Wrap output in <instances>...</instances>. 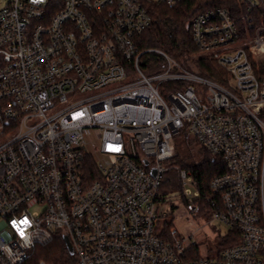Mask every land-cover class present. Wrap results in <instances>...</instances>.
<instances>
[{
	"label": "built area",
	"instance_id": "built-area-1",
	"mask_svg": "<svg viewBox=\"0 0 264 264\" xmlns=\"http://www.w3.org/2000/svg\"><path fill=\"white\" fill-rule=\"evenodd\" d=\"M181 1L10 0L0 9V264H50L34 252L57 236L69 238L74 264H264V77L251 61L264 56V23L247 15L245 27L243 13L221 6L193 17L199 55L228 74L215 82L197 72L198 55L186 66L140 49L150 5ZM238 1L250 14L261 0ZM153 52L162 66L146 73L142 58ZM183 129L228 166L205 214L239 239L213 254L174 226L177 193L163 196L175 168L185 213H204L192 172L173 164Z\"/></svg>",
	"mask_w": 264,
	"mask_h": 264
},
{
	"label": "trees",
	"instance_id": "trees-1",
	"mask_svg": "<svg viewBox=\"0 0 264 264\" xmlns=\"http://www.w3.org/2000/svg\"><path fill=\"white\" fill-rule=\"evenodd\" d=\"M216 6L228 8L234 17H238L243 13L244 19L241 24L245 27L250 23L249 16L254 17L253 21L257 24L264 23V19L260 18L264 14L263 0L250 14H247L245 6L238 0H183L174 6L154 3L150 5L153 22L151 27L139 37L140 49L162 50L186 66L189 65L187 62L188 57L198 55L193 62L197 72L209 80L222 83L224 77L228 76L226 70L214 59L199 55V50L194 44L189 27V22L194 16ZM251 61L258 76L264 77V56L251 57ZM162 62L156 53H146L142 58L141 66L146 73H149L153 64L160 67ZM191 138L194 141L190 139V134L186 129L180 130L175 135L176 153L173 164L192 172L198 183L197 188L199 191V196L195 201L202 208L200 212L210 213L213 211L212 201L216 197L211 188V182L215 177L224 174L228 170V166L220 156L212 154L193 137ZM192 142L200 148L197 154L190 147ZM162 191L164 198L171 193L180 194L182 192L178 171L171 170L167 173ZM182 200L188 203L184 196ZM165 223L168 231L171 220H166ZM165 234L166 237L169 236L168 232ZM238 239V232L236 230L230 231V233L228 232L223 236L219 245L220 247H227L236 243ZM192 251L194 259L200 258L199 247H194ZM34 254L37 259L50 264H74V256L69 252L64 237L57 236L48 245L37 247Z\"/></svg>",
	"mask_w": 264,
	"mask_h": 264
},
{
	"label": "rangeland",
	"instance_id": "rangeland-1",
	"mask_svg": "<svg viewBox=\"0 0 264 264\" xmlns=\"http://www.w3.org/2000/svg\"><path fill=\"white\" fill-rule=\"evenodd\" d=\"M9 1L10 0H0V9L6 6ZM237 46L238 44L235 45V47ZM191 137L192 136H190V139H192ZM190 147L195 154H197L200 149L199 146L193 142L191 143ZM173 170L177 171L175 168H173ZM171 200L172 203L177 207L176 216L174 215V226L179 228L181 231L186 232V234L191 232L194 235V242L201 241L200 243H203L202 246H207L206 249L209 254L215 253V251L220 247L219 242L223 239V236L229 231V226L216 220H211L210 222H208V215L205 213L201 215L205 219L200 217V215L197 216L185 213L186 204L178 193L174 194ZM170 206L171 203L167 204L166 208H170ZM201 251L203 253L204 249L202 248Z\"/></svg>",
	"mask_w": 264,
	"mask_h": 264
},
{
	"label": "water",
	"instance_id": "water-1",
	"mask_svg": "<svg viewBox=\"0 0 264 264\" xmlns=\"http://www.w3.org/2000/svg\"><path fill=\"white\" fill-rule=\"evenodd\" d=\"M64 240H65V243H66V245H67V248H68L69 252H70L71 254H73L74 250H73V247H72V245H71V243H70V241H69V238H68L67 236H65V237H64Z\"/></svg>",
	"mask_w": 264,
	"mask_h": 264
}]
</instances>
